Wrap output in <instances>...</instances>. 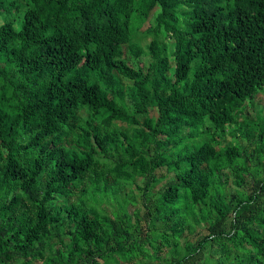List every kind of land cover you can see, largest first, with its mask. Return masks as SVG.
Masks as SVG:
<instances>
[{"label": "trees", "instance_id": "obj_1", "mask_svg": "<svg viewBox=\"0 0 264 264\" xmlns=\"http://www.w3.org/2000/svg\"><path fill=\"white\" fill-rule=\"evenodd\" d=\"M261 95L264 0H0V264H264Z\"/></svg>", "mask_w": 264, "mask_h": 264}, {"label": "rangeland", "instance_id": "obj_2", "mask_svg": "<svg viewBox=\"0 0 264 264\" xmlns=\"http://www.w3.org/2000/svg\"><path fill=\"white\" fill-rule=\"evenodd\" d=\"M154 18H155V13H152L151 14V17H150V19L148 20V21H146L144 24H143V26H142V28L140 29V31L142 32V31H144L145 29H147V27L150 25V24H152V22H154ZM138 22L137 21H134V23H133V31H134V34H135V30H134V28H135V25L137 24ZM137 36H142V34L140 33V32H137ZM151 39H152V37L149 35V36H146L145 38H143V40H141V44L144 46V45H146L147 43H149L150 41H151ZM137 40V39H136ZM127 56L129 57V54H128V51H127ZM131 58H132V56L130 55V62L133 64V60H131ZM142 58V57H141ZM147 57L146 56H144L143 57V59H146ZM262 103H264V101H263V96L261 95V96H259L258 98H257V104H256V102H255V107H258L260 104H262ZM249 110L250 111H252L253 110V107L252 106H249ZM160 173H166V170L165 169H161L160 171H159ZM140 183H141V181H139ZM235 189V185H233V184H231V190H234ZM190 239H192V240H195L196 239V237L198 238V234H193V235H191V236H188ZM183 241H184V238H183ZM218 256V254H215V257H217Z\"/></svg>", "mask_w": 264, "mask_h": 264}]
</instances>
